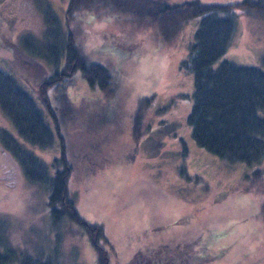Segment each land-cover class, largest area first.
I'll return each mask as SVG.
<instances>
[{
	"label": "rangeland",
	"instance_id": "rangeland-1",
	"mask_svg": "<svg viewBox=\"0 0 264 264\" xmlns=\"http://www.w3.org/2000/svg\"><path fill=\"white\" fill-rule=\"evenodd\" d=\"M199 1L235 5L243 0ZM69 2L0 0V70L37 99L41 78L57 67L25 46L45 53L56 42L64 65V47L71 43L67 32L77 27L82 32L73 43L79 54L108 68L109 91L91 88L77 69L67 88L59 86L64 101L59 103L53 86L48 89L51 112L37 100L53 130L54 115L60 120L68 155L79 164L70 175L69 193L84 219L104 227L109 264L130 263L139 250L196 237L197 256L210 258L204 264H264V159L258 165L229 162L200 146L188 121L195 79L184 63L202 17L190 19L165 43L147 22L109 9H87L69 23ZM49 11L61 24L58 41L50 32ZM237 13L235 35L219 62L228 59L264 71V15L240 8ZM64 105L73 115L62 111ZM2 131L23 140L0 108ZM25 144L48 165L61 155L57 135L51 148ZM49 194L50 187L28 180L0 142V223L10 242L31 256L57 257V264H98L80 227L66 219L52 225Z\"/></svg>",
	"mask_w": 264,
	"mask_h": 264
},
{
	"label": "trees",
	"instance_id": "trees-1",
	"mask_svg": "<svg viewBox=\"0 0 264 264\" xmlns=\"http://www.w3.org/2000/svg\"><path fill=\"white\" fill-rule=\"evenodd\" d=\"M69 3L66 14V21L69 23L76 14L87 9H109L147 22L159 32L165 43L174 40L190 19L201 16L190 60L184 63L192 70L195 79L194 105L188 117L193 137L200 146L229 162H245L248 165L263 162L264 71L256 66L228 59L219 60L235 35L237 9H242L245 14L255 12L264 15V0H243L235 5L204 4L199 0L173 5L167 0H70ZM46 18L51 35L58 41L61 33L59 19L51 11L46 13ZM81 32L78 27L68 30L67 40L71 43L64 47V65H60V50L56 42L45 53L35 50L33 44L25 46L33 56H41L47 63L56 64L55 73L41 78L40 88L35 93L37 99L46 104L44 108L50 112L52 107L48 89L53 86L59 96V103L64 101L65 94L59 90V86L67 88L77 69L91 88L98 87L106 92L113 84L108 68L99 63H90L87 57L79 54L73 41L75 34L81 35ZM37 99L17 78L0 70V108L23 139L19 141L10 132L2 131L0 142L31 183L50 187L48 208L52 225L56 227L66 219L80 227L82 233L91 240L98 264H109V252L105 247L109 244V239L104 227L84 219L78 211L77 198L69 193L70 175L79 164L74 163V155L72 158L68 155L60 120L54 115L53 130ZM64 106L62 111L66 115H73ZM141 119V112H138V128L141 127ZM56 135L60 139L61 155L54 159L52 165H48L25 144L42 149L51 148ZM135 136L138 138L139 135L135 132ZM83 165H88L87 159ZM51 166L56 170L51 171ZM96 170L93 169L94 172ZM256 174L261 175V170L257 169ZM262 210L264 212V203ZM56 242L60 244L59 239ZM198 245L199 237H196L189 241L158 246L150 252L139 250L131 262L125 264H204L210 261L208 256H197ZM36 255L18 251L0 223V264H57V257L52 259L42 253Z\"/></svg>",
	"mask_w": 264,
	"mask_h": 264
}]
</instances>
